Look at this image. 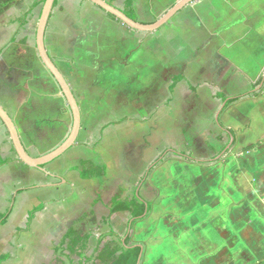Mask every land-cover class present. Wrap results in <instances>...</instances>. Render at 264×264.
<instances>
[{"label": "crops", "instance_id": "obj_1", "mask_svg": "<svg viewBox=\"0 0 264 264\" xmlns=\"http://www.w3.org/2000/svg\"><path fill=\"white\" fill-rule=\"evenodd\" d=\"M103 1L118 10L123 8V0ZM152 1L155 0H132L138 22L150 23L142 20L140 14L150 13ZM162 1L167 4L171 1V6L174 3L173 0ZM0 3V107L11 118L27 154L36 158L64 142L71 129L72 116L36 49V30L43 3L41 0H0ZM184 11L187 12L156 34H144L111 20L86 0H55L44 32V47L77 102L80 132L71 150L45 166L42 173L16 159L8 133L0 122V158L9 161L0 168V174L12 171L40 179L41 184L35 188L42 193L44 189L56 192L70 189L72 195L63 201L68 208L75 199L81 200L84 189L91 183L111 181L114 177L113 181L125 180L129 173L134 174L130 184L138 187L137 192L141 188L140 196H145L142 189L147 180L145 185L148 183L150 189L159 190L160 186L153 183L155 170L143 183L140 178L148 171L151 162L147 161L155 156L151 157V152L158 142L167 146L168 141L176 140L179 147L184 139L183 128L178 129V126L186 119L179 120L173 108L168 107V100L176 96L181 101L185 91L192 94L187 83L180 82L170 95L168 87L172 79L182 74L190 86L204 82L206 85L195 93L198 95L209 91L207 84L210 83L204 77L213 74L223 62L224 69L234 70L228 77L243 76L252 83L262 77L254 80L264 68V56L257 60L242 47L256 45L255 35L264 39V0H197ZM158 95L163 96L159 106ZM213 96L214 93L212 101ZM213 123H216L215 115ZM107 125L110 127L103 131L100 143L94 151L90 150L87 138L99 135ZM218 133L219 130L215 134ZM82 161L105 165V176L82 180L78 172L69 171ZM166 175L168 181V171ZM7 182L9 186L11 181ZM109 202L110 198L106 206ZM53 203L38 202L44 205L38 213L43 223L42 232L48 235L51 226L55 228L52 233L60 229L62 233L51 249L37 250L38 260L45 256L44 261L37 264H56L54 248L72 227L70 224L62 227L68 215L65 217L61 212L63 208L51 211L49 207ZM164 204L168 211V201ZM156 210L153 206L154 216L160 214ZM108 214L107 208L95 227L82 231L92 232V248L98 237L108 231L107 226L100 224ZM115 217H126L121 234L112 226ZM26 220L27 217L25 223ZM128 221V213L114 214L110 217L111 229L123 237ZM152 253V248L148 252L145 246L140 264H229L231 260L227 255L214 256L215 251L205 254L200 249L193 253V248L184 245L171 248L168 254L160 256L163 260H152Z\"/></svg>", "mask_w": 264, "mask_h": 264}, {"label": "rangeland", "instance_id": "obj_2", "mask_svg": "<svg viewBox=\"0 0 264 264\" xmlns=\"http://www.w3.org/2000/svg\"><path fill=\"white\" fill-rule=\"evenodd\" d=\"M152 2L154 4L150 5V13L140 14L144 21L152 22L171 7V1L168 4L162 0ZM183 11L184 9L172 20H178L188 10ZM158 31L144 34H156ZM255 38H258L256 45L242 47L252 57L261 60L264 56V39L257 35L254 41ZM223 66L224 62L213 74L204 77L211 85L209 91L199 92L198 95L185 91L181 101L176 96L169 101L168 107L173 108L172 111H175L179 120L186 119L185 123L178 126V129L183 128L184 139L180 141L179 147L176 146V140L168 141L167 146L158 142L151 152V157L155 156L147 161L149 164L168 150V153L163 154L165 162L154 169L156 174L153 183L160 186L161 192L150 189L148 183L145 185L148 180L142 189V195H153L154 199H150L152 207L156 206L160 214L154 216L150 212L148 218L138 222L133 228L132 240L140 242L144 248L146 246L148 252L152 248V260H163L160 256L168 254L171 248L184 245L193 248V253L201 249L205 254L215 251L214 256L227 255L231 258L230 261L227 260L229 264H264V86L256 91L259 93L258 98L246 99L224 111L220 119L226 128L235 131L236 143L226 154L220 153L215 158L222 146L214 139L218 129L213 123V117L221 102L212 101L211 96L215 91H221L227 96L250 91L249 80L243 76L228 77L229 72L234 73V70L229 71ZM263 74L264 68H261L254 80ZM169 77L168 75V81ZM162 101L163 96L158 95L157 106ZM224 140L228 142L226 136ZM251 145L255 146L254 151L243 152L244 148ZM209 146L215 152L209 151ZM169 150L185 153L189 150L195 158H221V162L215 163L216 160H213L212 165L191 168L192 166H188L192 164L174 159ZM179 164L185 165L179 167ZM144 176L143 174L140 180L144 181ZM125 177L127 179H120L118 183L113 181L116 177L111 181L91 183L84 189L81 200L75 199L73 203H69L72 207L68 208L63 201L72 195L70 189L62 188L57 192L44 189L42 193L35 188L41 184L40 179L21 176L12 171L0 174V216L10 208L5 225L0 227V256L10 253L13 257L3 264H37L44 261L45 256L38 260L37 250L51 249L61 236L62 230L59 228L60 230L52 233L55 228L51 226L48 228V235L44 236L41 214L38 213L33 225L24 232L25 217L31 209L38 206V202H57L51 204L49 209L54 211L63 208L61 212L65 217L68 216L62 222V227L70 224L85 231L95 227L101 215L107 213L106 203L118 186L128 188L125 190L128 194L133 192L135 187L129 180H133L134 174L129 173ZM7 181H11L9 186ZM96 196L102 205L101 202L98 203ZM167 201L168 211L164 204ZM11 215L13 217L8 221ZM125 221L126 217H115L112 226L121 234L125 229ZM102 229L105 230L104 227ZM50 260L52 262V256Z\"/></svg>", "mask_w": 264, "mask_h": 264}, {"label": "trees", "instance_id": "obj_3", "mask_svg": "<svg viewBox=\"0 0 264 264\" xmlns=\"http://www.w3.org/2000/svg\"><path fill=\"white\" fill-rule=\"evenodd\" d=\"M45 0H41L44 3ZM179 0H175L177 2ZM1 4V3H0ZM108 4V3H107ZM111 5V4H109ZM112 6V5H111ZM169 9V8H168ZM167 9V10H168ZM126 17L134 22H138L137 18L135 17V13L133 10V2L132 0H123V8L120 10ZM108 17L117 22L114 17L108 15ZM159 17L155 18L153 21L157 20ZM152 21V22H153ZM121 24V23H120ZM135 32V31H134ZM138 33V32H136ZM171 85L168 87V93L171 95L172 90L176 87V85L180 82H185L189 86V89L192 94H195L197 89L202 85H206L204 82L197 84L195 86H190L189 82L184 78L182 74L174 77L171 81ZM262 82V77L258 78L255 83L248 82V86L250 91L235 96H227L221 91H215L213 99L219 102H226L225 106L223 107L220 115L218 117V121L215 123L217 126L219 133L214 136L215 141L222 146L220 152L217 154L215 158H217L220 153H222L226 146L229 144L230 138H233L232 146L236 143L235 138V131L232 129L226 128L225 125L221 121V116L224 111L237 103H240L244 100H251L256 99L259 97V93H257V88ZM207 86H211L208 85ZM264 86V82L262 87ZM261 87V88H262ZM171 102V99L168 100V104ZM110 127V125L105 126L102 128L101 132L97 136H93V138H87V146L90 150L94 151L96 146L100 143L102 139V134L105 129ZM228 139V142H225L224 138ZM87 137V136H86ZM209 151L215 152L212 146H209ZM256 148L255 146L251 145L243 149V152H251L254 151ZM172 154V157L176 160H180L186 162L188 164H192L194 166H201L206 167L209 165L214 164L213 160H201L195 158L191 151L179 152L176 150H169ZM228 151L225 152V154ZM168 153V150H165L162 155L157 156L149 165V169L144 176V181L148 178L151 172L160 166L163 161V154ZM17 159V157H16ZM18 160V159H17ZM221 162V158L216 160L215 163ZM9 164L8 160H2L0 158V168ZM69 171H76L79 173L80 179L82 180H90L98 177H104L106 174V166H96L92 162L89 161H82L79 163L78 166L72 167ZM141 180V183L144 182ZM118 183L119 181H114ZM125 186H127L125 184ZM136 187L131 194H128L125 190L128 188H124V186H118L116 192L110 197L109 206L108 208V217L102 218L100 220V224L103 226H107L108 231L105 234H101L98 237L97 244L94 248L90 246V239L92 237V232H85L83 233L81 230L74 228L73 226L70 227L67 232L64 234L61 242L54 248V255L56 256V264H137L138 257L140 253H143L144 246L141 243L134 242L132 240L133 235V228L134 225L140 221L145 220L148 218L151 207H152V200L154 199L153 195L147 193L146 196H140L141 188L139 189L138 193ZM44 209V205L40 204L33 208L31 211L28 212L27 220L25 223V230L27 232L33 221L35 215L41 212ZM10 212V208L6 210L4 214L0 216V227L5 225L7 221V215ZM117 213H128L129 221L127 224V228L125 230L124 236L120 237L116 234L110 226V217ZM123 241V243H122ZM10 259L9 255H2L0 256V264L7 262ZM141 262V261H140Z\"/></svg>", "mask_w": 264, "mask_h": 264}, {"label": "water", "instance_id": "obj_4", "mask_svg": "<svg viewBox=\"0 0 264 264\" xmlns=\"http://www.w3.org/2000/svg\"><path fill=\"white\" fill-rule=\"evenodd\" d=\"M86 1H88L93 6L100 9L107 15L114 17L122 25H124L126 28L132 31L138 33H152L164 27L172 20V18L175 15L181 12L186 6L191 5L197 0H179L175 2L168 10H166L157 20L146 24L140 22H134L130 20L120 10L107 4L103 0H86ZM54 2L55 0H45L43 3L40 18L38 21L37 30H36V49L40 61L42 62L43 66L46 68V70L49 72L51 77L56 82L57 86L60 89L61 96L65 99L69 107V110L71 112L72 125L68 137L58 147H56L54 150L47 153L46 155L36 158L30 157L25 151L19 139L16 128L11 118L4 111V109L0 107V122L3 124V126L5 127L8 133V138L11 142V145L13 147L14 153L18 161L24 164L25 166L30 167L32 169H36L42 173H44L43 168L46 165L50 164L51 162L55 161L56 159L64 155L70 148L74 146L80 132V124H81L80 112L77 102L65 79L60 74L59 70L56 68V66L53 64L50 58L48 57L44 47V32ZM263 82H264V74L262 75V82L257 88V90L261 89ZM225 103L226 102H222L221 106L217 110L215 114V122L218 121V117L223 107L225 106ZM232 142H233V138H230L229 144L226 146L225 150L221 153V155L224 154L227 150H229L230 147H232ZM141 258H142V253H140L138 257L137 264H140Z\"/></svg>", "mask_w": 264, "mask_h": 264}]
</instances>
